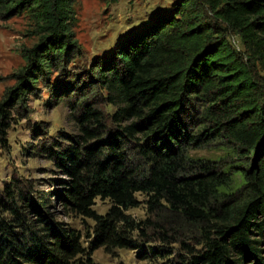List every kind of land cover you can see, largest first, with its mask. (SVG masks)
I'll return each instance as SVG.
<instances>
[{
	"label": "trees",
	"instance_id": "16d2710c",
	"mask_svg": "<svg viewBox=\"0 0 264 264\" xmlns=\"http://www.w3.org/2000/svg\"><path fill=\"white\" fill-rule=\"evenodd\" d=\"M77 1L0 0V16L28 14L37 37L0 99V148L14 106L27 107L39 82L49 84L53 70L79 54ZM93 66L83 82L82 73L67 81L63 70L55 96L76 83L94 95L102 87L115 110L106 119L84 99L80 133L40 146L68 177L58 193L37 198L16 178L5 183L11 203L0 216V264H85L81 233L50 213L56 199L65 211L94 218L97 245L108 251L179 242L188 255L175 264H264V0H176ZM217 145L225 154L216 159L190 154ZM138 195L154 219L128 213ZM98 198L111 204L105 215L93 210ZM152 249L169 253L166 245Z\"/></svg>",
	"mask_w": 264,
	"mask_h": 264
},
{
	"label": "rangeland",
	"instance_id": "374dc122",
	"mask_svg": "<svg viewBox=\"0 0 264 264\" xmlns=\"http://www.w3.org/2000/svg\"><path fill=\"white\" fill-rule=\"evenodd\" d=\"M175 1L78 0L76 2L77 23L74 32L79 54L63 69L55 68L50 75L49 84L44 80L39 82L38 91L31 92L27 97V107L23 108L17 103L12 109L13 120L7 133L8 145L0 148L1 217L8 215L6 207L8 203H11V198L5 192V183L12 178H16L24 190H31V195L37 198L43 193L50 196L51 192L58 193L61 190L62 182L68 177L45 152L40 151V146L53 140L64 144L70 143V137L80 133L76 117L80 110L77 106L82 103V100H89L92 105L103 111L106 119L115 110L106 98V91L99 86L94 95L86 90L79 92L77 90L79 83H76L73 88L66 91L65 88L60 89L55 96L54 87L58 84L59 77H64L62 71L64 70V74L68 73L65 75L67 81L79 73L83 74L80 82L90 81L86 72L94 67L95 60H106L131 31L141 23L150 20L154 13L167 10ZM33 30L30 16L26 13L9 19L0 16V99L9 88L15 85L16 74L26 65L25 49L37 42ZM229 40L235 47L243 50L237 35L231 33ZM255 68L259 69L257 66ZM191 100L194 104L197 103L198 107H202V101L195 98ZM190 104L192 103L188 101L183 114V116L186 115L184 118L187 124L193 114ZM197 122L193 124L194 132H198L201 127L200 120ZM221 147L217 145L192 148L190 154L194 158L216 159L225 154V150ZM256 163V159L252 157L250 166L254 167ZM145 199L144 195H138L140 205L128 211L138 221L149 217L155 218L149 214ZM110 206L108 200L98 198L93 210L99 215H105ZM50 209L56 221L74 227L81 233L82 242L86 248L82 258L85 264H175L187 258L188 252L179 242L171 244H162L159 241L143 242V248L140 249L119 248L108 251L105 246L97 245L94 218L76 216L68 210L65 211L57 199ZM164 245L167 246L169 253L164 254L165 257L155 256L152 248Z\"/></svg>",
	"mask_w": 264,
	"mask_h": 264
}]
</instances>
